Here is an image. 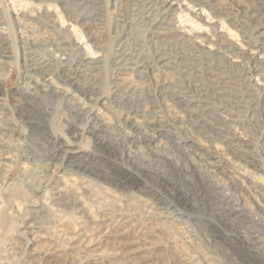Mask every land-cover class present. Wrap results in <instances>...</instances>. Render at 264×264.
<instances>
[{"label":"bare ground","instance_id":"6f19581e","mask_svg":"<svg viewBox=\"0 0 264 264\" xmlns=\"http://www.w3.org/2000/svg\"><path fill=\"white\" fill-rule=\"evenodd\" d=\"M21 1L39 8L10 19L0 7V264L17 255L23 258L16 264H264L263 157L243 137L264 116V98L256 95L264 90V57H258L264 55V0H254L258 7L244 20L230 18L228 0ZM107 9L115 41L103 25ZM184 12L202 32L181 29L176 16ZM145 20L158 43L139 60L128 42ZM76 30L87 31L94 52L80 44ZM177 44L187 53L165 52ZM178 57L189 62L177 65ZM19 60L22 83L14 96L23 101L19 119L31 132L22 176L7 184L15 128L1 121L8 112L3 84ZM109 65L105 92L100 79ZM222 67L239 77L229 79L218 72ZM67 114L75 117L68 137L57 127ZM173 149L189 155L194 183L204 190L192 193L161 174L156 183L169 184L143 188L150 162L178 165ZM57 167L62 172L43 188ZM184 212L202 213L208 234L231 245L237 258L208 256Z\"/></svg>","mask_w":264,"mask_h":264},{"label":"rangeland","instance_id":"374dc122","mask_svg":"<svg viewBox=\"0 0 264 264\" xmlns=\"http://www.w3.org/2000/svg\"><path fill=\"white\" fill-rule=\"evenodd\" d=\"M0 1H1L0 7H2L4 12L9 15L10 19H13V16H14L13 14L15 13H21L24 10L32 11L34 9H37V7L39 8V6L35 4H32V3L26 4L24 1L22 2L21 0H0ZM228 3L232 4L233 7L231 9H227L226 13L229 14L230 18L237 19V20L246 19L247 14H249L248 10H250V13H251L253 9H256L258 7V4L254 0H228ZM56 11L59 12L58 9ZM187 14L188 13L184 12L176 16V21L178 25L182 27L181 29L186 30V31L190 29H196L197 31L202 32L203 29H201V26L194 19H192L191 15H187ZM203 14L210 22L212 21L210 20V17L208 18V13H203ZM103 25L106 29L105 32L109 34V36L112 37V39L115 41L114 38L116 37V33H115L116 27H115V22H114V16L111 10L107 9L105 11L103 15ZM149 30H150V23H148L147 20L141 23L139 22V24L135 27V29L131 33L132 34L131 37H129L128 43L130 44V46H132L136 50L134 51V53L136 54L137 58H139V60H142V57H143L142 53L144 52L143 50H146L145 52H147V50L154 51L155 46L158 43L157 40L155 41L154 38H151L148 32ZM223 30L226 31L228 33V36L232 37L234 40L236 41L240 40V38L236 35V33L235 32L233 33L227 25H225ZM12 33L13 34L15 33L13 29H12ZM75 33H77L76 35H77V38H79L80 44L88 48L90 53L94 52L92 51L90 47V40H89L87 31L86 30L85 31L76 30ZM151 39L152 41H150ZM106 42L108 43V41ZM16 44L18 45V41L16 42ZM178 45L179 44L172 45L166 48L165 52L168 54L174 55V56H177L179 52L187 53V50L184 47L178 46ZM110 54H107L106 58H109ZM100 56L101 54H95L93 57H100ZM258 57L263 58L264 55L258 54ZM182 61L184 62L181 63ZM17 62L15 63L12 71L8 74V76L12 77L11 81L5 82L3 84V90H4L3 95L6 99L8 112L5 115H3L1 121L5 124L13 125V127L15 128V131L12 137V145L15 151L14 152L15 162L13 164L12 169L11 170L9 169V171L7 172V175H6L7 177H5L4 179L3 183H7V184L17 182L18 179H20L22 176L23 165H24V155H25V152H23V150L26 149L25 141L26 139H28L29 137L28 135L31 132L29 127L23 125L19 119V112L21 110V107L23 106V101L21 97H19L18 95L14 96V93H16V90L20 87L22 83V73L20 69L21 61L19 60ZM188 62L189 60H183V59H180V57H178L176 64L179 65L180 63L184 64ZM109 68H110V65L107 66L104 76L102 77V79H100V84H101L100 88H103V90L105 89L107 91L109 90L110 84H111V78H110L111 73H110ZM219 70L220 71L218 72L224 71L229 79L230 78L235 79L239 77V72L232 68L222 67ZM146 87H147L146 89L148 90L154 89L153 83L150 84V82H147ZM256 95L260 99L264 98V90L262 88H257ZM66 118H67V123H62V124L58 123L57 127H58V130L63 131V133L68 137L71 135V129L68 123L75 120V117L72 114H67ZM260 121H261V124L259 125L257 129L256 128L247 129V133H245V136L243 137L245 139H248V141H250L251 143H253L254 146L257 148V151L262 152L261 157H263L262 163L264 165V132L262 131V128L264 127V116L260 117ZM82 126L84 127L83 128L84 130L87 129L86 124ZM25 127L27 128V130H25ZM85 142L86 140L85 138H83V141L81 140V142L79 143L80 146H84L86 144ZM34 146L37 148L36 150L39 156L38 160L40 159L43 160L44 159L42 155L43 151L40 147V144L34 143ZM137 151H140V153H143L150 161L152 160V156L149 154V151L146 147H139ZM170 156H175V159L178 161V165L176 166V164L174 165V164L167 163L164 166L163 164H161L159 167H156L155 165H152L150 162L148 168H146V170L150 174V177H148L149 179L147 180L148 181L147 185H143V188L145 187L148 189V187L151 186V187H155L158 190H161L163 185L169 184V183H162L166 179L160 180V183L158 182L156 183L155 177H157L158 174H161L165 178H168L169 180H172L174 182V183H171V185L176 184L181 188L190 190L192 193H195L199 188L204 190V186L201 185V183H194L196 182L197 178L195 175L196 174L195 169L192 166L189 155L184 154L183 151L173 149L170 153ZM40 167L43 168V166L41 165ZM61 172H62V167L60 168L57 167L55 169H52V171L49 172L48 180L44 182L43 184V186H45L43 188L48 187L49 183H51V181L54 180V178ZM135 191L137 192L135 195L139 199L146 201L147 203L150 202L149 204L154 203V199H153L154 197L150 196L149 194H143L142 192H138L137 190ZM38 197L39 196L37 194L35 199H38ZM172 210L173 211L175 210L176 213L179 211L183 212L181 208L179 207H175ZM184 213L185 215H184L183 220L186 221L189 224L190 229L193 230L198 235L200 246H203L204 249L209 248L208 250H206L208 256L211 255L210 252H214L215 254L219 256V258H221L223 261L225 260L226 262H229V259L237 258L233 250V247L231 245L226 244L225 242H221V241L215 242L212 239V237L208 234L207 227H205L206 223L199 220V219H202L201 218L202 213H195L194 215L188 212H184ZM257 218L263 219L261 217H257ZM216 246L218 247L219 251L212 249V247H216ZM22 258H23L22 255L20 256L17 255L15 261L10 264L19 263L22 260ZM164 259H165V263L170 262L171 255L170 256L167 255V257L165 255Z\"/></svg>","mask_w":264,"mask_h":264}]
</instances>
